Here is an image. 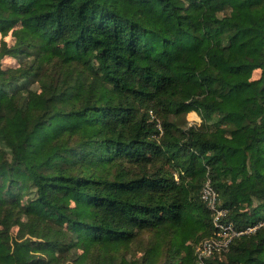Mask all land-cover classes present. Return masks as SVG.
Here are the masks:
<instances>
[{
  "label": "trees",
  "instance_id": "16d2710c",
  "mask_svg": "<svg viewBox=\"0 0 264 264\" xmlns=\"http://www.w3.org/2000/svg\"><path fill=\"white\" fill-rule=\"evenodd\" d=\"M208 177L264 222V0H0V264H196Z\"/></svg>",
  "mask_w": 264,
  "mask_h": 264
},
{
  "label": "built area",
  "instance_id": "2783aa9c",
  "mask_svg": "<svg viewBox=\"0 0 264 264\" xmlns=\"http://www.w3.org/2000/svg\"><path fill=\"white\" fill-rule=\"evenodd\" d=\"M202 198L213 212L214 234L203 239L195 247L196 264H206L207 260L216 252L227 251L231 243L238 237L255 231L264 222L249 225L244 228L236 227L226 219L228 210L218 205V192L208 177L202 188Z\"/></svg>",
  "mask_w": 264,
  "mask_h": 264
},
{
  "label": "rangeland",
  "instance_id": "374dc122",
  "mask_svg": "<svg viewBox=\"0 0 264 264\" xmlns=\"http://www.w3.org/2000/svg\"><path fill=\"white\" fill-rule=\"evenodd\" d=\"M4 64L5 65H18V59H4L3 60ZM259 76V72L258 71H255L254 72V77H258ZM187 121H188V125L187 126H199L202 122V119H201V116L200 114L197 112V111H191L187 114V117H186ZM148 240V233L144 234L142 237H141V241L140 242H137V245H136V248L133 249V253L134 254H138L140 255L141 254V249H138L139 246H141L144 242H147ZM139 250V251H138Z\"/></svg>",
  "mask_w": 264,
  "mask_h": 264
}]
</instances>
